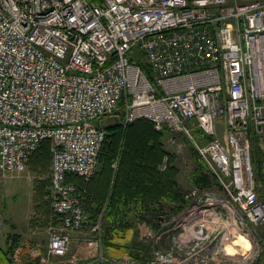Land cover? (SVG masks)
I'll use <instances>...</instances> for the list:
<instances>
[{"label":"built area","instance_id":"obj_1","mask_svg":"<svg viewBox=\"0 0 264 264\" xmlns=\"http://www.w3.org/2000/svg\"><path fill=\"white\" fill-rule=\"evenodd\" d=\"M113 116L151 119L171 142L188 135L224 189L194 186L162 215L156 237L168 243L147 264H258L250 125L264 129V0H0V189L52 141L63 226L50 254L67 255V230L86 221L67 173L93 177Z\"/></svg>","mask_w":264,"mask_h":264},{"label":"trees","instance_id":"obj_2","mask_svg":"<svg viewBox=\"0 0 264 264\" xmlns=\"http://www.w3.org/2000/svg\"><path fill=\"white\" fill-rule=\"evenodd\" d=\"M105 130L106 137L93 177L88 181L78 174L67 173V181L76 185V197L87 213L86 207L94 201L88 183L106 172L114 175L110 199L97 203L89 219V228L101 222L100 237L108 264H112L110 258L123 261L126 257L135 260L134 264H147L152 254L141 251L137 245L138 223L149 220L159 226L162 215H172L184 208L189 189L180 182L178 154L165 147V138L169 134L167 128L157 130L151 119L143 118L127 126L116 123L105 127ZM196 132L202 136L199 130ZM250 140L255 186L259 197L264 199V129L260 130L253 122L250 125ZM51 144V140H46L31 155L28 166L34 171L46 170L50 165ZM191 151L193 169L190 187L219 188L223 192L219 179L211 172L206 161L194 148ZM166 158L167 167L163 168ZM34 190L32 224L62 225L63 216L53 208L52 177L47 176V179L36 183ZM85 225L86 222L83 227ZM95 235L98 237L96 232Z\"/></svg>","mask_w":264,"mask_h":264},{"label":"crops","instance_id":"obj_3","mask_svg":"<svg viewBox=\"0 0 264 264\" xmlns=\"http://www.w3.org/2000/svg\"><path fill=\"white\" fill-rule=\"evenodd\" d=\"M24 173L17 177L5 178L2 181L0 211L3 213L5 220L0 226V264H97L96 256L98 250L95 241L93 243L88 239V243L85 241V237L96 236L93 228H89V219H91L96 210L97 203L105 200L109 201L115 182L114 175H109L106 172L98 175L88 183L94 195V201L93 204L91 203L86 207V225L81 229L67 230L70 237H72L71 248H69L67 255L58 256L49 253V230L47 231L48 236L45 239V237L39 234L43 233L41 229L46 230V227L32 224V217L34 215L33 185L31 204L26 208L17 209L13 214H9L8 212L6 202L4 201L5 194L6 192L14 191L16 193H13V198L18 195L16 180L23 178ZM57 226L62 228L63 225ZM138 227L140 228V233L142 235L144 233L145 237L148 236L146 233L150 235L149 237H156L157 227L159 226H157L156 222L146 220L139 222ZM256 231L259 235H264V224L260 225ZM44 240H47V242L45 243ZM12 246L15 247L13 251H10ZM125 259H129V263H136L135 260H130L128 257Z\"/></svg>","mask_w":264,"mask_h":264},{"label":"rangeland","instance_id":"obj_4","mask_svg":"<svg viewBox=\"0 0 264 264\" xmlns=\"http://www.w3.org/2000/svg\"><path fill=\"white\" fill-rule=\"evenodd\" d=\"M173 134H174V142L170 141L171 135L168 134L165 138V147L170 152L178 154L177 163L179 165V168L181 169L179 178H180L181 184L183 186H186L190 191V189L192 188L190 187L191 185L190 178H191V172L193 169L192 161H191V158H192L191 148H194L196 152L198 151L196 150V147L193 144V141L188 135L177 134V133H173ZM51 165H52V158H50V165L48 166V168L43 171L40 169H37V171H34V169L30 167V165L29 166L27 165L26 172L24 173V177L16 180V191L18 195L16 194L17 196L13 198V193H16L14 191L6 192L5 194L4 201L6 202L9 214H13L17 209L26 208L28 205L31 204L32 185H33V191L35 193L34 189H35L36 183L38 184L42 180L47 179V176L51 179L52 177ZM41 227H46L45 228L46 230L41 229L43 233H40L39 235L42 237H45L46 239V237L48 236L47 231L49 230L50 239H51L53 231L58 226H56L55 224H50V225H47V226L45 225ZM159 229L160 227H157V232L159 231ZM146 235L148 236L145 237L144 233L142 235L140 233V228H139V237H136V239L138 241L137 245L141 251L142 250L149 251L150 254H153L154 251L157 250V248H160L161 244L165 245L168 243L167 237H161L160 239L159 237H152V236L149 237L150 235L148 233H146ZM261 236L262 237H260V239H261V244H262L263 251H264V235H261ZM85 238H86L85 241L88 243L89 241L94 243V241L96 242L102 239L101 237H85ZM44 242L46 243L47 240H44ZM71 242H72V237H70V244H69L70 248H71ZM261 258H262V261H260V263L258 262V264H264V253ZM110 259L112 261V264H129V259L124 258L123 261L120 259L119 261L118 259H115V260H113V258H110Z\"/></svg>","mask_w":264,"mask_h":264},{"label":"water","instance_id":"obj_5","mask_svg":"<svg viewBox=\"0 0 264 264\" xmlns=\"http://www.w3.org/2000/svg\"><path fill=\"white\" fill-rule=\"evenodd\" d=\"M117 123V117L113 116V117H109L107 119H105L102 124L104 127H108L110 125L116 124Z\"/></svg>","mask_w":264,"mask_h":264}]
</instances>
